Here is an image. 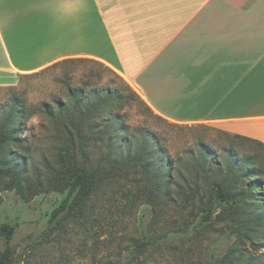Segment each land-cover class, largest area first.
<instances>
[{
	"label": "rangeland",
	"instance_id": "rangeland-1",
	"mask_svg": "<svg viewBox=\"0 0 264 264\" xmlns=\"http://www.w3.org/2000/svg\"><path fill=\"white\" fill-rule=\"evenodd\" d=\"M70 88H83L91 94L97 90L106 93L108 88L122 90L118 113L120 122L129 127L130 141L120 153L139 150L144 137L139 128L157 135L159 149L175 162L173 196L145 194L147 190L135 178L121 180L94 197L85 216L66 219L57 226L49 212L63 193L42 191L26 200L16 189L3 191L0 224L16 225L10 242L12 264H264V184L252 196L249 191L254 182L250 179L255 176L231 183L227 173L229 151L234 146L238 166L254 155L249 172L263 171L257 178L264 181L262 145L233 138L209 124L179 123L155 114L115 70L92 58L60 61L21 75L14 85H0V107L6 112L15 97L31 109L42 102L54 108L59 101L68 105L72 102ZM91 100L97 101L94 93ZM53 129L44 114H30L19 134L21 144L13 146L14 151L28 156L32 180H37L36 173L45 180L47 164L55 163L59 141ZM200 143L216 153L205 170L199 164ZM92 152L96 157L100 151L95 148ZM213 181L224 182L229 198L235 193L247 198H230L217 209L213 220L199 225L198 200L193 203L176 193L179 186L187 190L199 186L207 199ZM5 246L0 236V252Z\"/></svg>",
	"mask_w": 264,
	"mask_h": 264
},
{
	"label": "crops",
	"instance_id": "crops-1",
	"mask_svg": "<svg viewBox=\"0 0 264 264\" xmlns=\"http://www.w3.org/2000/svg\"><path fill=\"white\" fill-rule=\"evenodd\" d=\"M73 58L161 117L264 144V0H0V85Z\"/></svg>",
	"mask_w": 264,
	"mask_h": 264
},
{
	"label": "trees",
	"instance_id": "trees-1",
	"mask_svg": "<svg viewBox=\"0 0 264 264\" xmlns=\"http://www.w3.org/2000/svg\"><path fill=\"white\" fill-rule=\"evenodd\" d=\"M79 59L82 58L62 61ZM105 91L106 93L102 90L93 92L97 97L96 102L91 100L93 93H88L83 88H70L72 102L68 105L59 101L54 108L42 102L31 109L24 101L15 97L6 112L0 107V200L2 192L9 189H16L26 200L42 191H59L64 196L49 212L51 222H56L58 226L66 219L85 216L93 198L105 194L109 186L117 185L121 180L135 178L147 190L145 194L170 198L173 196L171 184L175 178V162L159 149L161 141L157 135L148 129L139 128L137 131H143L144 134L139 150L135 153L128 152L127 155L120 153V148L130 141L127 135L129 127L120 122L121 117L118 113L124 95L118 88H108ZM111 101L115 105L110 107ZM66 107H70V110H66ZM35 113L44 114L50 119L54 126L53 135L59 141L55 163L47 164L49 172L45 180H42L38 173L37 180H32L29 177L28 156L13 150L14 144H21L19 134L27 116ZM217 130L233 138L249 140L264 147L263 143L255 139ZM95 148L100 151L96 157L93 152L91 153ZM234 148L232 146L229 151L228 179L233 180L231 183H239L245 180L246 176H255L256 179H250L254 184L249 191V194L254 196V189L261 190L264 184L262 179L257 178L263 171L249 172L254 155H248L241 163L243 166L239 167L237 163L240 160L237 159ZM200 151L202 152L200 168L205 170L206 165L210 163L209 158L214 159L216 153L203 143H200ZM221 168L219 167L218 171ZM224 186V182L213 181L207 199L205 198L207 194L202 193L199 186L188 190L179 186L176 194L193 203L198 200L201 210L198 224L203 225L213 220L217 209L224 206L230 198L234 200L237 197L247 198L246 195L238 193L229 198ZM252 200L254 201V197ZM256 221L260 222L261 217ZM15 231L16 225L8 221L1 222L0 236L6 246L0 252V264H12L10 242Z\"/></svg>",
	"mask_w": 264,
	"mask_h": 264
}]
</instances>
